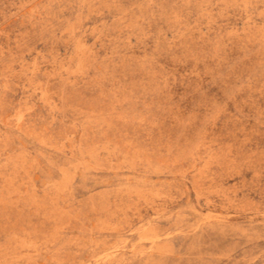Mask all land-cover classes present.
<instances>
[{"label": "rangeland", "instance_id": "obj_1", "mask_svg": "<svg viewBox=\"0 0 264 264\" xmlns=\"http://www.w3.org/2000/svg\"><path fill=\"white\" fill-rule=\"evenodd\" d=\"M0 264H264V0H0Z\"/></svg>", "mask_w": 264, "mask_h": 264}]
</instances>
